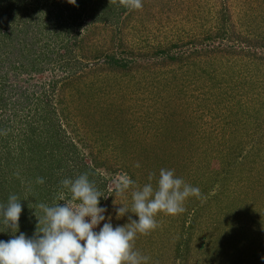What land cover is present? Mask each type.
<instances>
[{
	"label": "trees",
	"instance_id": "16d2710c",
	"mask_svg": "<svg viewBox=\"0 0 264 264\" xmlns=\"http://www.w3.org/2000/svg\"><path fill=\"white\" fill-rule=\"evenodd\" d=\"M149 1L143 0V7L147 6ZM53 3H57V8H60L58 12ZM36 4L39 7L37 6L36 10L32 8L31 12V8L25 7L27 4L24 0L0 1V11L4 10V13L0 12V199H3L0 202L6 204L9 196L13 194L22 202L25 190L26 205L25 209H22L19 231L16 235L22 232L29 238L36 232L38 223L34 212L42 215V210L36 206L40 203L49 206L62 203L57 199L61 192V186L57 182L58 179H54L53 176H57V172H59L57 169L63 168L65 161L75 163L79 168V174L82 172L92 173L96 166L99 168L105 165V163L97 161L84 162V157L80 159L85 154V150L91 147L87 141H84L85 136L79 134L80 122L76 121L72 111L68 109V95L63 87L73 86V83L80 79L84 70L92 71L104 59L103 55L105 56L104 65L113 71L119 69L125 71L127 75L131 74L137 66L136 57L132 60L121 59L116 55H105L103 51H94L98 47L89 48L88 45H85V41L92 40L90 35L80 41L78 38L82 32L77 33L74 41L64 36L70 35L68 32H73L76 29L77 25L73 23L77 22L79 23L77 28L80 30L82 27L92 29L97 27L99 30L107 31L112 28L114 31L115 27L120 28L119 24L123 15L131 13L133 17L135 12H139L143 8L129 11L119 5V0L116 3H110V0H76L75 4L69 3L68 0H39ZM226 17L224 16L222 21L226 22ZM60 29L61 31L58 32ZM221 32L219 23L215 37L220 36ZM228 34L229 31L226 36ZM45 35L49 42L42 44ZM244 43L249 47L250 43L246 41ZM185 45L186 43L180 41L173 44L171 50L167 52L166 49L159 47V51L162 53L159 55H164L168 64H177L182 53H175L173 50L180 49L182 51ZM195 45L198 44L195 43ZM219 46L213 44L195 52L199 54L205 50V53L211 56L219 50ZM254 46L256 53H251L254 55L252 56L253 60L257 63L264 62L263 28L255 34ZM8 48L9 54L5 56V51ZM243 50L241 48L238 52L242 53ZM58 51H63L61 54L63 58H67L68 54H71L69 57L74 59L81 71L75 73V79L68 85H63L65 77L59 79L41 78L46 74L47 66L52 64V53H58ZM170 51L172 53H169ZM248 53L250 54L249 50ZM14 56L16 57L14 58ZM210 59L211 57L203 62L210 63ZM210 66L207 65V67ZM190 67L191 65L188 66V70ZM4 68H10L12 71L21 70V72L14 73L9 77L8 71H4ZM203 71L206 72L205 69ZM36 74H39L36 77L38 79H35L34 75ZM176 81V86H181L183 83L182 79L177 76ZM180 95H182L181 90L178 93L175 92L178 100ZM213 106V104L203 102L204 109L215 111ZM191 110V106L185 109L180 126H176L180 121V118L178 119L176 116L178 110H172L171 124L163 125L156 131L151 126L150 131L155 133L147 132L145 134L149 138L148 141H145L146 143L139 144L137 139V142L134 143L130 141L129 136L124 140L121 139L124 145L116 144L114 148L118 149L117 154L122 156L121 158L112 157L113 160L118 159L119 162H122V157L123 160L130 158L133 163L136 159H144L151 161L152 166L157 162L154 172H152L156 174V178L159 175V168L170 169L172 167V169L183 172V169H187L189 166L187 163L181 162L192 152L196 154L203 146L205 137L208 136V133H203L201 124L204 125L211 121L224 127L232 123L235 115L234 111L230 110L222 115L221 113H217L213 117L210 115L213 120L206 121L202 117H195ZM253 115L255 116L252 117L255 127L247 134L252 141H257L256 147L258 144L259 146L253 154V148L246 151L249 145L245 141L237 140L239 143L230 144L231 146L226 149L227 156L222 161L221 167L226 171V174H229L231 180L224 178L221 181L222 188L211 196L217 209L216 212L218 211L216 217L213 219L214 216H211L206 219L205 226L201 228H198L197 215L189 218L193 212L192 208L194 209L197 204L202 203V194L207 192L206 194L210 196L209 187L198 182L192 183V186L199 187L201 195L200 197H189L185 201L186 211L184 213L176 216L158 215L156 219L159 227L150 235L137 237L136 240L141 245L142 254L150 257L148 264H258L257 260L260 259L255 256L257 246L255 243L261 240L264 245V212H262L264 204L257 197L258 195L252 197L251 191L244 189L249 185L250 188L251 186H264L263 176L259 174L254 176L252 173L255 164L260 165L261 168L264 167V126L262 125L264 105ZM132 118H134V122L131 118L124 121L115 119L117 122L112 124L114 131L119 134L130 132L136 137L135 131L138 128V123H135V119L137 117L133 116ZM240 132L241 130L237 126L233 132L234 137H237ZM78 143L82 145V149ZM243 145L247 146L242 147ZM207 155L206 151L201 155V158ZM227 157L229 158L227 159ZM69 167L65 168L66 171ZM130 171L129 169L127 175L135 181L136 185L143 186L146 183L143 182L146 179L135 180L134 174ZM34 173H36V177H34ZM37 177L47 178L44 179V184H37ZM70 177L73 179V175ZM252 183L253 185H251ZM153 185L155 186V183ZM232 187L234 188L232 189ZM237 187L242 190L241 193L236 191V194L232 196L233 190H236ZM229 192L231 193L229 194ZM229 201L232 204H228ZM100 204L105 207L107 202ZM128 215L131 213L126 214V216ZM133 218L138 219V217ZM165 224H172V229L166 228ZM178 227L181 228L180 231H178ZM256 227L257 229H254ZM258 228H261L260 237L254 236L259 231ZM1 229L3 230L1 234L6 238L5 241L12 238V233L5 231L2 218H0ZM176 241L173 256L171 254L168 256L166 252L170 249L169 246L171 245L172 248ZM232 257H236L235 260H231Z\"/></svg>",
	"mask_w": 264,
	"mask_h": 264
},
{
	"label": "rangeland",
	"instance_id": "374dc122",
	"mask_svg": "<svg viewBox=\"0 0 264 264\" xmlns=\"http://www.w3.org/2000/svg\"><path fill=\"white\" fill-rule=\"evenodd\" d=\"M35 1L37 3L39 0H24L27 4L25 7L31 8V12L37 9L38 4ZM53 6L58 12L60 8H57V3H53ZM0 12L4 13V10ZM224 16H227L226 22L222 21ZM220 20L222 22H219ZM219 23L222 32L220 36L215 37ZM73 24L79 26L78 22ZM77 27L73 32H68L70 35L64 37L74 41L77 33L82 32L78 40L90 35L92 40L86 39L88 41H85V45H88L89 48L98 47L94 51H103L105 55H116L121 59L132 60L136 57L137 61L134 71L126 75L125 71L119 69L113 71L107 68L104 65L105 56L103 55L104 59L92 71L84 70L80 79L74 82L73 86L63 87L68 95V109L72 111L76 121L80 122L79 134L85 136L84 141H87L91 147L85 150V154L80 159L84 157L83 161L87 163H92L91 161L105 163L103 167L96 166L94 171L92 169L93 172L88 174L89 179L93 176L92 181L103 193L104 197L100 198V203L107 202L105 207L100 204V207L107 209L104 214V222H109L110 218L113 227L122 226L128 222L126 215L117 218L116 208L121 204L131 205V189L125 196H116L114 181L119 180L124 174H129L130 169L135 180L146 179L143 182L148 183V175L154 172V167L157 165L156 162L152 166L151 161L144 159H136L133 163L130 158L123 160L122 157V162H119L118 159L113 160L115 156L119 158L122 156L118 155V149L114 148L116 144L124 145L121 139L124 140L129 136L130 141L134 143L137 141L139 144L146 143L145 141H148L149 138L145 134L147 132L155 133L150 131L151 126L156 131L163 125L171 124L170 120L174 109L178 110L176 116L178 119L180 118L176 126L181 125L184 111L189 106H191V113L195 117H202L206 121L213 120L212 117L217 113L222 115L230 110L234 111L235 115L230 125L223 127L221 124L211 121L204 125L201 124L203 133H208L203 146L196 154L192 152L181 162L187 163L189 166L187 169H183V172L174 169L176 170L175 175L185 178L187 183L198 182L210 188L208 189L210 196L206 194L207 192L203 193L202 203L197 204L194 209L192 208L193 212L189 217L191 219L197 215L198 228L204 227L206 219L211 216H214V219L218 212H216L217 209L211 196L222 188L221 181L224 178L231 180L229 174H226V171L221 167L222 161L227 156L226 149L231 146L230 144L234 145L239 143L238 141H245L249 145L246 151L253 148V154H255V149L259 146L258 144L256 147L257 141H252L247 133L250 130L253 131L255 127L252 119L255 117L253 113L264 105V62L257 63L253 60L252 56L254 55L251 54L252 52L256 53L255 34L262 28L264 29V0H150L147 6L139 12H135L133 17L131 13L123 15L119 24L120 28L113 27L114 31L112 28L105 31L99 30L97 27L93 29L82 27L81 30ZM60 31L61 29L58 32ZM228 31L229 34L226 36ZM44 37L45 40L42 44L49 42L46 35ZM180 41L186 43L182 51L180 49L173 50L175 53H182L179 56L180 60L176 62L177 64H168L164 55H159V53L162 54L159 47L166 49L167 52L171 50L173 44ZM244 41L250 43L249 47L245 45ZM213 44L220 45V48L211 56L205 53V50L196 54V50L201 51ZM241 48L244 49L242 53L238 52ZM194 52L195 54H193ZM7 54H9V48L4 55L7 56ZM61 54L63 51L52 53V64L47 66L46 74L41 78L59 79L65 77L63 85H68L75 79V73L81 71L74 59L69 57L71 54H68L67 58L61 57ZM143 55L147 57H139H143ZM210 57V63L203 62ZM208 64L211 66L207 67ZM189 65L191 67L188 70ZM204 69L206 72L203 71ZM4 71H8L9 77L14 73L21 72V70L12 71L10 68H4ZM38 75H34L35 79H38L36 78ZM176 76L182 79L181 86H176ZM179 90L182 95L178 100L175 92L178 93ZM203 102L213 104L215 111L204 109ZM133 116L137 117L135 123H138V128L135 131L136 137L130 132L119 134L114 131L112 124L117 122L115 119L124 121L131 118L134 122ZM262 125L264 126V121ZM237 126L241 130V135L238 133V136L234 137L233 132ZM69 131L71 132V130ZM79 146L82 149V145ZM206 151L208 157L201 158V155ZM137 163L140 165L139 167L135 166ZM68 166L70 167L66 171L65 168ZM259 166L255 164L252 173L254 176L259 174L264 178V167ZM57 171H59L57 176L53 177L58 179V183L64 178H69L70 175H73V179L80 175L78 166L72 161H65L63 168H59ZM34 177H36V173H34ZM155 181L156 177L152 183L154 184ZM244 190H250L252 197L258 195L257 197L264 204V186H251L250 188L249 185ZM236 191L240 194L242 190L237 187L236 190H233L232 196L236 194ZM25 193L24 190L22 209H25L26 205L27 195ZM248 198H250L249 195ZM0 204L6 205L7 203L1 201ZM228 204H232V202L229 201ZM262 212H264V207ZM34 213L37 217L41 216L37 212ZM104 222L95 230L99 231ZM164 226L172 229V224ZM177 229L180 231L181 228ZM258 229L259 231L254 236L260 237L261 228ZM2 231L1 229L0 234ZM260 234L262 235V233ZM5 239L1 234L0 240L5 241ZM177 241L174 242L172 248L171 245L169 246L170 249L166 252L168 256H173ZM255 244L257 245L255 256L260 259L257 262L264 264V259H262L264 258V245L261 240L256 241ZM135 249H139L140 251H138L142 253L141 245L137 240H135ZM235 258L232 257L231 260H235Z\"/></svg>",
	"mask_w": 264,
	"mask_h": 264
},
{
	"label": "clouds",
	"instance_id": "9594fccd",
	"mask_svg": "<svg viewBox=\"0 0 264 264\" xmlns=\"http://www.w3.org/2000/svg\"><path fill=\"white\" fill-rule=\"evenodd\" d=\"M68 2L75 4L76 0ZM119 5L129 11L139 10L143 0H119ZM154 177L155 173H149V182L143 186L136 185L127 174L114 181L116 196H125L131 189L130 207L121 204L116 216L131 215L126 224L116 227L110 218L104 222L107 209L99 206L104 196L88 173L64 178L57 197L62 203L36 206L42 215L34 213L38 223L31 238L22 232L16 235L22 204L16 195H10L6 205L0 204L3 227L12 233L11 239L0 240V264H148L150 257L135 249L137 237L150 235L159 227L158 215L182 214L186 211L185 201L201 195L199 187L177 177L174 169L161 168L155 186ZM36 183L44 184V178L37 177Z\"/></svg>",
	"mask_w": 264,
	"mask_h": 264
}]
</instances>
